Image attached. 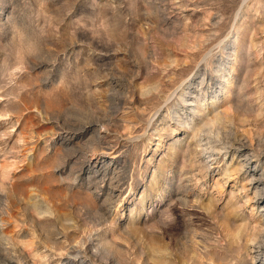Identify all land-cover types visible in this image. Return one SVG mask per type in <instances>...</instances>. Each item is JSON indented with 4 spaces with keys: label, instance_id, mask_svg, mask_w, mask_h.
<instances>
[{
    "label": "rangeland",
    "instance_id": "obj_1",
    "mask_svg": "<svg viewBox=\"0 0 264 264\" xmlns=\"http://www.w3.org/2000/svg\"><path fill=\"white\" fill-rule=\"evenodd\" d=\"M261 174L264 0H0V264H264Z\"/></svg>",
    "mask_w": 264,
    "mask_h": 264
},
{
    "label": "bare ground",
    "instance_id": "obj_2",
    "mask_svg": "<svg viewBox=\"0 0 264 264\" xmlns=\"http://www.w3.org/2000/svg\"><path fill=\"white\" fill-rule=\"evenodd\" d=\"M231 146H232V144H231ZM238 146H239V145H238ZM220 148H221V147H220ZM221 149H222V148H221ZM235 149H236V148H235ZM239 149H240V148H239ZM108 151H109V152H108L107 154H110L111 157H114V155H115L117 152H119L118 150H112V149H108ZM212 151H213V150H212ZM235 151H236V150H235ZM244 158H245V157H244ZM242 164H243V163H242ZM242 164H241V165H242ZM1 167H2V166H1ZM2 168H3V167H2ZM1 170H2V169H1ZM226 170H227V169H226ZM230 170H231V169H230ZM230 170H229V171H230ZM234 171H235V170H234ZM227 172H228V171H227ZM232 172H233V170H232ZM229 173H230V172H229ZM234 173H235V172H233V174H234ZM225 175L227 176V174H225ZM261 175H263V174H261ZM229 176H230V175H228L227 177H229ZM263 176H264V175H263ZM250 177H251V176H250ZM262 178H263V177H262ZM260 179H261V178H260ZM253 180H254V179H253ZM262 180H264V179H262ZM262 183H263V182H262ZM258 187H259V186H257V185L254 186V190H255V191H254V194H257V195H260V196H261L262 192L264 191V185H261V187H259V188H258ZM254 227L256 228V226H254ZM254 227H253V228H254ZM256 229H258V228H256ZM261 229H262V228H261ZM254 230H255V229H254ZM262 230H263V229H262ZM252 237H253V236H252ZM250 238H251V237H250ZM256 243H257V242H256ZM39 254H40V253H39ZM39 254H38V255H39ZM260 254H261V253H260ZM36 256H37V255H36ZM39 256H41V254H40ZM37 258H38V256H37ZM39 258L42 260V256L39 257ZM39 258H38V259H39ZM40 259H39V260H40ZM253 259H254V258H253ZM40 262H41V261H40ZM40 264H41V263H40Z\"/></svg>",
    "mask_w": 264,
    "mask_h": 264
}]
</instances>
